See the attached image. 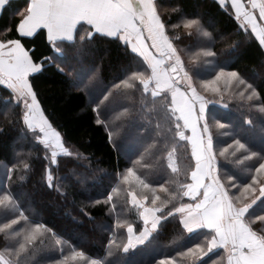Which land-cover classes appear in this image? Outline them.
Returning <instances> with one entry per match:
<instances>
[{
  "label": "snow or ice",
  "instance_id": "6c2138e0",
  "mask_svg": "<svg viewBox=\"0 0 264 264\" xmlns=\"http://www.w3.org/2000/svg\"><path fill=\"white\" fill-rule=\"evenodd\" d=\"M8 2L0 0V9ZM218 3L225 9L230 4L239 29L245 33L250 30V34L264 47V0H218ZM16 15L19 16L15 27L17 38L0 39V86L10 90L15 104H23L22 119L26 130L45 150L49 167L45 168L44 182L48 188L66 195L51 168V165L58 167L59 157L76 160L86 157L66 146L61 133L41 107L30 76L39 73L46 63L54 65L61 74L71 76L72 73L66 72L61 65L70 68L71 61L79 60L98 37L121 43L126 51L130 50L134 57L139 58L143 70L134 71L112 85V89L94 108L96 123H104L99 119L101 104L120 98L128 99L139 91L141 110H162L169 125L162 128L157 121L155 138L145 151L156 146L166 134H171L174 143L169 147L165 142L163 158L167 161V168L177 177L170 182L175 187L170 189L165 184L156 187L148 183L136 171V165L148 167L142 164L143 155L134 161L133 167L126 169L121 180L128 186V203L135 209L143 227L137 230L132 222L117 219L116 227L126 228V241L109 239L106 255L111 256L113 248L126 254L149 243L159 233L164 222L178 217L179 224L186 232L203 235V243L177 252L175 257L163 258L158 264H182L185 258H193L197 264H206L204 258L217 249H223L224 255L212 260L211 264H264V214L256 215L257 211L264 213V162L251 170L249 182L238 184L236 177L227 173L222 179L209 124L210 101L197 91L191 71L185 66L181 52L173 42L174 38L169 35V25L161 16L158 0H27V6ZM85 25L87 28L81 31ZM170 27H182L189 37L195 33L198 38H211V33L199 18H184ZM11 31V28H6L4 33ZM41 31L46 33L52 54L37 62L30 54L33 49L27 48L23 41L34 38ZM201 55L214 57L216 53L201 47L195 53V58L199 59ZM95 76L93 73L87 81L77 76L72 81L73 86L82 85L78 91H90ZM201 87L221 96L235 87L239 89L235 95L242 100L259 99L258 91L238 71L225 72L221 69L212 80L203 81ZM149 94L151 109H148L147 103ZM255 106L260 113H264V105ZM130 115V109L122 107L116 119H128ZM245 123L253 126L251 119H246ZM215 127L222 129L225 125L215 120ZM188 131L191 135L187 134ZM117 134L109 131V141L112 142L113 136ZM179 141L188 143L191 161L194 162L183 171L187 182L178 179L182 171L177 158ZM228 155L234 157L232 163L239 166L258 154L240 139H233L231 144L219 151L220 157L227 159ZM20 165L24 171L31 167L21 160L9 169V173ZM21 179L24 177L21 176ZM137 187L141 189L140 194L136 191ZM230 188L236 189L238 194H231ZM257 189L259 195H254ZM120 192L119 186L114 187L104 201L97 200L95 203L109 205V211L116 212L115 199ZM185 197L190 202H185ZM0 209L14 216L0 223V234L5 241L9 237L16 240L15 245L6 244L0 249V264H21L22 259L34 252L38 244H43V238L49 233L55 237V244L61 246L63 252L62 239L44 223L31 220L20 202L7 191L0 195ZM70 261L104 264L102 259H86L83 251L74 249L62 257V264H69Z\"/></svg>",
  "mask_w": 264,
  "mask_h": 264
},
{
  "label": "trees",
  "instance_id": "16d2710c",
  "mask_svg": "<svg viewBox=\"0 0 264 264\" xmlns=\"http://www.w3.org/2000/svg\"><path fill=\"white\" fill-rule=\"evenodd\" d=\"M26 6L27 0H9L0 9V39L17 38L15 27L19 16L16 13ZM158 6L162 18L169 25V35L174 38L173 42L180 50L185 66L191 71L197 91L210 101L209 124L222 179L227 173L234 175L238 184L249 182L251 170L264 162V113H260L255 106L264 105V47L250 34V30L245 33L239 29L230 5L225 9L217 0H158ZM184 18H199L211 33V38H198L195 33L189 37L182 27H170ZM6 28L12 31L5 34ZM86 28L85 25L81 31ZM177 36L179 39H175ZM23 43L33 49L30 54L37 62L52 54L44 31L34 38L25 39ZM201 47L214 51L216 55H201L196 59L195 53ZM71 65L70 68L61 65L66 72L72 73L71 76L61 74L54 65L47 63L39 73L30 76L45 115L61 133L66 146L86 157L79 160L59 157L58 167L51 165L66 195L47 187L44 172L49 162L45 159V150L26 130L21 105L14 103L10 90L0 86V195L5 191L12 194L31 220L44 223L63 241L61 252V246L55 244V237L46 234L43 244H38L34 252L22 259L21 264H62V257L69 255L73 249L83 251L86 259H102L104 264H158L163 258L175 257L177 252L203 243L201 233L186 232L179 224L178 217H175L164 222L149 243L126 254L113 248V254L106 255L109 239L126 241V228H117V219L132 222L137 230L143 227L135 209L128 203V186L123 184L121 176L143 155L142 164L148 167L136 165L137 173L153 186L165 184L170 189L174 188L170 182L177 177L167 168V161L163 158L165 142L171 147L174 141L168 133L160 138L156 146L145 151L153 143L157 121L162 128L169 125L162 110H141L139 91L128 99L120 98L101 104L99 119L104 123H96L94 108L112 89V85L134 71L143 70L139 58L134 57L130 50L126 51L121 43L98 37L79 60L71 61ZM221 69L225 72L238 71L258 91L259 99L242 100L235 95L239 91L235 87L223 92L222 96L205 91L201 87L202 82L212 80ZM93 73L96 76L90 91H78L82 85L73 86L72 81L77 76L87 81ZM136 83L139 86V82ZM147 103L148 109H151L150 94ZM159 103L158 99V109ZM225 104L227 107H224ZM122 107L130 109L128 119H116ZM246 119H251L253 126L247 125ZM215 120L225 127L217 129ZM109 131L118 132L112 142L109 141ZM187 134L191 135V132ZM233 139H240L258 154L257 157L239 166L232 163L235 158L230 155L227 159L220 157V149L231 144ZM190 154L188 143L179 141L177 158L182 171L178 179L181 182H187L183 174L185 167L194 163ZM21 160L30 164V169L24 171L20 165L9 173V169ZM117 186L121 192L115 199L116 212H110L109 205L95 203L97 200L104 201ZM229 190L233 195L238 194L236 189ZM136 191L141 193L139 187ZM254 195H259L258 189ZM184 201L190 202L187 197ZM261 214L264 213L256 212V215ZM12 218V213L0 209V223ZM258 224L259 221L256 222ZM15 243V238L9 237L5 241L0 234V249L6 244ZM223 255V249H217L204 260L206 264H211L212 260ZM69 264H86V261H70ZM182 264L197 262L193 258H185Z\"/></svg>",
  "mask_w": 264,
  "mask_h": 264
},
{
  "label": "rangeland",
  "instance_id": "374dc122",
  "mask_svg": "<svg viewBox=\"0 0 264 264\" xmlns=\"http://www.w3.org/2000/svg\"><path fill=\"white\" fill-rule=\"evenodd\" d=\"M20 105H21V107H22V109H23V104L22 103H20ZM24 110V109H23Z\"/></svg>",
  "mask_w": 264,
  "mask_h": 264
},
{
  "label": "crops",
  "instance_id": "0c3cea01",
  "mask_svg": "<svg viewBox=\"0 0 264 264\" xmlns=\"http://www.w3.org/2000/svg\"><path fill=\"white\" fill-rule=\"evenodd\" d=\"M217 2H218V0H217ZM230 5V4H229ZM230 8H231V6H230Z\"/></svg>",
  "mask_w": 264,
  "mask_h": 264
}]
</instances>
